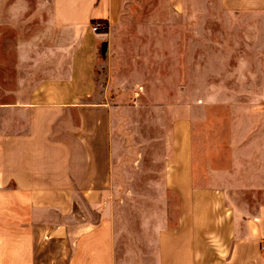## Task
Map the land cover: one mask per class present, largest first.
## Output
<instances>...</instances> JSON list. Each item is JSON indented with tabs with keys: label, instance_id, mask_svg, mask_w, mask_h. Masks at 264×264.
<instances>
[{
	"label": "crops",
	"instance_id": "obj_1",
	"mask_svg": "<svg viewBox=\"0 0 264 264\" xmlns=\"http://www.w3.org/2000/svg\"><path fill=\"white\" fill-rule=\"evenodd\" d=\"M24 1L0 7V56L4 29L34 15ZM133 1L45 0L53 35L11 40L13 83L0 88V264H264V97L227 114L192 104L184 69L183 88L168 90L155 125L161 137H145L151 122L119 114L148 106L111 97L153 95L143 81L148 59L132 56L141 63L135 88L120 81L112 95L96 51ZM154 2L147 16L159 18L182 13L186 0ZM208 2L254 16L264 35V0ZM93 21L106 30H91ZM212 85L193 96L226 93Z\"/></svg>",
	"mask_w": 264,
	"mask_h": 264
},
{
	"label": "rangeland",
	"instance_id": "obj_2",
	"mask_svg": "<svg viewBox=\"0 0 264 264\" xmlns=\"http://www.w3.org/2000/svg\"><path fill=\"white\" fill-rule=\"evenodd\" d=\"M153 2L154 0H137L130 4L127 3L118 21L111 26L109 32L105 29L107 32L105 31L104 39L98 41L96 48L97 54L99 53L98 66L102 68L105 66L106 70H111L109 86L112 95L116 93L115 84L120 81L126 84L123 85L127 90L135 88L132 86L131 79L135 82L134 69L139 68L141 63H136L134 60L148 59V63L142 66L147 71L145 75L147 77L143 81H145L146 89L152 91L153 95L136 98L129 97L128 93H125L122 96L111 97L112 102L119 105H130L134 102L135 105L137 103L142 107L148 106L147 109L140 107L139 111L126 110L119 114L126 116L133 123L143 120L142 124L146 125L151 122L149 128L145 129L146 132H152L150 135L146 132L144 135L141 129L135 131V126H130L129 135L131 137H138L139 140H141L140 135L161 137L162 123L159 124V129L155 125L160 121L162 108H165L172 100L171 97L166 96L168 90L183 88L184 69H186V76L188 72L190 74L189 80L187 78L186 81V88L191 91L192 104L203 102L210 106L208 109L226 112L225 114L234 110L236 103L246 106L247 98L249 102L256 105L262 104L264 35L255 24L257 18L245 12L226 13L208 0H186L182 13L169 15L167 13L154 18L147 16ZM0 7L5 9L7 0H0ZM21 8L27 10L28 13L33 11L34 15L29 13L31 16L24 18L25 25H17V23L9 25V28L2 32L5 49L0 56V76H3V81L0 80V88L6 81L13 83L12 75L16 57L11 47V40L16 35L21 37L40 29L53 35L52 31L45 29L49 9L45 0H25ZM151 21L153 24H158V31L147 32L148 23ZM167 25H174L178 32L167 33ZM183 25H186L189 30L186 28L183 30ZM173 39L175 45L183 40H190V47L181 44L179 48L176 45L174 50L168 49L169 41ZM150 40L152 43L148 45L147 42ZM137 43L140 44L136 45ZM134 55L139 56V59L132 57ZM172 56L174 62L171 61ZM166 60L169 62L166 63ZM107 65L109 68L106 67ZM122 69H127V71L123 72ZM119 73L122 75L119 76ZM100 78V83H102L103 77L100 76ZM106 78L105 74L104 83ZM211 84L226 93L214 97L193 96L199 92L198 90L207 88L206 86ZM119 86L122 87V85ZM174 99L176 103L182 101L181 97ZM213 107L217 108L213 109ZM161 121L163 122L162 118Z\"/></svg>",
	"mask_w": 264,
	"mask_h": 264
},
{
	"label": "built area",
	"instance_id": "obj_3",
	"mask_svg": "<svg viewBox=\"0 0 264 264\" xmlns=\"http://www.w3.org/2000/svg\"><path fill=\"white\" fill-rule=\"evenodd\" d=\"M103 26H106V25L98 21H93L90 23V29L93 31H101L100 29H102ZM261 248L264 250V242H262Z\"/></svg>",
	"mask_w": 264,
	"mask_h": 264
},
{
	"label": "trees",
	"instance_id": "obj_4",
	"mask_svg": "<svg viewBox=\"0 0 264 264\" xmlns=\"http://www.w3.org/2000/svg\"><path fill=\"white\" fill-rule=\"evenodd\" d=\"M105 25V23H103ZM105 29V26H103V28L101 29V31H103Z\"/></svg>",
	"mask_w": 264,
	"mask_h": 264
}]
</instances>
